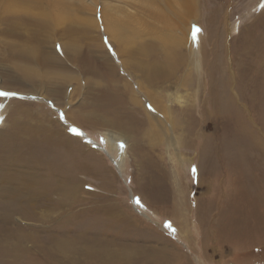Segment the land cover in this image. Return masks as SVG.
Here are the masks:
<instances>
[{
  "label": "rangeland",
  "instance_id": "1",
  "mask_svg": "<svg viewBox=\"0 0 264 264\" xmlns=\"http://www.w3.org/2000/svg\"><path fill=\"white\" fill-rule=\"evenodd\" d=\"M48 1L32 6L0 0V92L15 94L0 95V127L9 109L22 103L33 107L47 131L39 159L52 149L55 130L65 132L64 142L78 138L80 145L99 149L108 166L105 176L123 189L125 209L175 242L177 264H264V0H189L195 12L186 8L188 0H109L134 12L140 23L142 34L123 40L127 48L149 46L154 53L153 43L157 53L179 52L176 77L161 81L145 80L136 68L154 54L143 61L133 52L136 57L123 68L120 56H128L104 32L100 5L95 18L79 0H66L58 10ZM79 16L87 19L86 30ZM154 24L157 32L150 31ZM175 27L185 35L173 43L165 34ZM22 71L33 80L20 79ZM139 87L161 97L171 126L160 113L158 120L150 115L156 109ZM78 130L125 162L111 161ZM106 135L120 139L117 154L110 152ZM66 170L70 181L96 182L79 175L80 166L72 162ZM86 189L96 191L88 183ZM74 202L80 203L68 208L78 213L81 206ZM181 206L190 221L185 228ZM205 210L208 215L198 216ZM64 215L49 230L61 223L63 232ZM200 224L207 226L205 233ZM43 229L35 231L38 242L28 244L33 253L24 264H54L49 247H43ZM141 247L135 264H168L154 245ZM148 247L154 249L150 255ZM95 254L86 251L77 264H112L108 252Z\"/></svg>",
  "mask_w": 264,
  "mask_h": 264
},
{
  "label": "bare ground",
  "instance_id": "2",
  "mask_svg": "<svg viewBox=\"0 0 264 264\" xmlns=\"http://www.w3.org/2000/svg\"><path fill=\"white\" fill-rule=\"evenodd\" d=\"M7 1H30L32 6L38 4V0ZM79 2L83 10L92 9L95 13V18L98 12V6L100 5V15L104 32L111 37V41L118 47L119 53H123V57L128 56L125 59H121V54H119L121 60L120 64L124 65V69L125 65L130 66L132 63L131 57H136L133 52L139 53L138 57L143 61L148 59V55L154 54L155 58L149 61L147 65L143 66L142 64H136V66H138L136 68L140 70V72H143L145 80L161 81L165 77H176L177 73L174 72V70L178 69L181 65L178 51L166 53H162L161 51L157 53V50L154 48L156 45H152L153 43L151 46L154 53L150 52L149 46L143 48L139 47L141 50L137 51H132L131 48L125 46L123 40H131L129 38L130 36H134L136 33L140 34L142 30L139 26L140 23L134 16V12L124 9L115 3H111L109 0H79ZM191 2L188 0L186 8L189 9L190 12H195ZM48 3L57 10L64 8L63 6L67 4L66 0H49ZM154 17L160 20L163 19V15L161 13L158 15L157 12ZM78 18L80 26L86 30L83 23H85L87 19L81 16ZM192 19L193 22H195V19ZM154 26L151 25L149 27L150 31L157 32V27L155 24ZM171 31L169 33L166 32L165 37H169L168 39L173 43L179 42L180 38L185 35V32L181 28L178 29L175 27L172 28ZM187 42L188 40L186 43ZM12 49H16L17 52L19 50L24 53L28 52L24 47L23 49H19L15 46V48ZM124 54H127V56ZM141 56L143 58H141ZM31 77L32 75L22 71L20 79L33 80ZM178 86L179 84L175 87L178 88ZM140 87L139 91L152 101V105L156 109L155 111L157 114L149 111L150 115L158 120V114L160 113L168 122L165 115L169 114V110L165 109L163 106V108L161 107V97L153 95L152 90L143 89V92ZM26 93L29 94L30 92ZM134 97L135 98L131 97V99L136 103V96L134 95ZM32 108V106L23 105L22 103L11 107L9 109L10 112L8 111V117L6 114L4 120H2L4 123H1L2 126L0 127V264H24L26 261H29L33 251L28 248V244L30 247H33L34 242H38V236H35V231L37 229L36 232L44 230L43 227H45L44 233H48L47 237L45 239L43 238V247H49L50 251H47V253L54 259V264H77L78 258L81 257L82 260L84 259L87 250L74 245L72 241H70V243L67 242L66 239L68 238L65 237L63 233H55L51 228L53 227L52 222H54V220H57L58 217L70 210L68 206H71L73 203L72 199L77 196L78 190L76 186L78 184L75 186L77 181H70L64 172H60L53 167L49 168L50 165L48 164L47 158H38L40 151L47 146L49 138L45 136L47 132L43 130L45 126L39 122L40 118L36 116L38 113L33 111ZM171 125L172 124H170V126ZM78 132L80 133L81 131L78 130ZM81 133L84 134V138H88L91 142L94 141L93 143L96 144V146L99 145L95 139L89 137V134L85 135V133ZM104 137L110 152L117 154L118 142L120 139L118 138L112 141L109 136L106 135ZM112 142L114 143V150L110 145ZM97 147L103 150L111 161L117 162L113 158V155L108 152L107 148H104L102 145ZM117 160L118 165H120V163L122 164L124 161L121 155L117 157ZM56 182L58 183L56 184ZM63 182L72 183L66 185L65 189H62ZM57 185L59 186L57 187ZM57 190H59L61 194H59V192L57 193ZM56 194H59L60 198H56ZM40 200L41 203H39ZM53 212L55 213V217ZM38 220H40V222L39 225L36 226L35 222ZM50 226L51 230H49ZM38 250H35L34 253ZM95 255H97V253Z\"/></svg>",
  "mask_w": 264,
  "mask_h": 264
},
{
  "label": "crops",
  "instance_id": "3",
  "mask_svg": "<svg viewBox=\"0 0 264 264\" xmlns=\"http://www.w3.org/2000/svg\"><path fill=\"white\" fill-rule=\"evenodd\" d=\"M81 110L84 109L81 108ZM64 134L65 132L63 130L58 132L55 130L52 149L46 155L41 156L40 159L47 158L48 164L50 165L49 168L53 167L60 172H64L67 178V163L72 162L74 167L80 166L81 173L79 175L85 176L89 180H95L96 182H76L75 186L78 184L76 186L78 190L76 195L79 194V198L77 199L76 196L72 200L80 202L79 204L74 203L77 206H81V208H79L80 210L78 209V213H71V210L69 212L66 211L60 220L63 224H66L63 227L64 230L62 232L60 229L62 225L60 223V226L55 227V233H63L68 238L66 239L67 242L70 243L72 241L74 245L80 246L87 251H95L96 253L98 251L108 252L112 259L111 261H113L112 264H135L137 253L139 254V250H143L142 247L140 248V245L144 243H147V246L154 245L158 250L157 252H162L166 256L168 264H177L178 258L176 257L179 256V249L175 242L167 239L152 225L141 221L138 223V219L125 209V199L119 196L120 190L122 193L123 189H120L118 182H110V176H105V169L108 166H104L105 158H103L104 156L100 153L99 149L96 151L87 146L80 145L78 138L72 137L73 139H70L69 142H64L66 139ZM70 183L72 182H63L62 189H65V186ZM87 183L92 184L96 191H87V189L83 191V187ZM58 192L59 190H57ZM59 194L57 195L60 196ZM161 197V195H159V198L156 196V201L161 202ZM184 209L181 206L180 213L181 220H183L181 227L183 228L187 226L186 223H190ZM197 212L199 213L198 216L204 217L208 215L206 210L204 212ZM68 222L70 224V230L67 226ZM72 224L74 225L72 226ZM206 227V225L200 224L197 228L205 233L204 228ZM145 229H150L151 232H147ZM206 231L209 232V229ZM202 244L203 247L209 245L208 242H204V239ZM148 250L150 251L149 255L151 252H154L153 248L148 247ZM140 264L147 263L143 262Z\"/></svg>",
  "mask_w": 264,
  "mask_h": 264
},
{
  "label": "snow or ice",
  "instance_id": "4",
  "mask_svg": "<svg viewBox=\"0 0 264 264\" xmlns=\"http://www.w3.org/2000/svg\"><path fill=\"white\" fill-rule=\"evenodd\" d=\"M197 31H201L199 28H197ZM0 95H15L14 93H5V92H0ZM139 202V201H138Z\"/></svg>",
  "mask_w": 264,
  "mask_h": 264
},
{
  "label": "water",
  "instance_id": "5",
  "mask_svg": "<svg viewBox=\"0 0 264 264\" xmlns=\"http://www.w3.org/2000/svg\"><path fill=\"white\" fill-rule=\"evenodd\" d=\"M81 135H83L81 132H80ZM88 140V139H87ZM89 142H91L90 140H88Z\"/></svg>",
  "mask_w": 264,
  "mask_h": 264
}]
</instances>
